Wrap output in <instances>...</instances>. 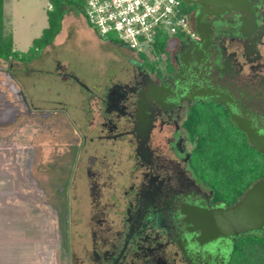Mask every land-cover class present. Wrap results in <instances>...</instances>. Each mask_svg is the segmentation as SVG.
<instances>
[{
    "label": "flooded vegetation",
    "instance_id": "flooded-vegetation-1",
    "mask_svg": "<svg viewBox=\"0 0 264 264\" xmlns=\"http://www.w3.org/2000/svg\"><path fill=\"white\" fill-rule=\"evenodd\" d=\"M186 6L191 35L170 44L171 66L162 72L150 71L133 52L111 43L122 59L90 86L48 55L53 46L31 64L0 61V129L32 120L42 125L41 165H61V174H53V191L61 197L64 169L74 177L67 190L74 202L75 178L86 177L88 215L82 226L75 208L59 197L69 230L62 245L65 264L229 263L231 251L225 249L231 243L198 246L182 213L187 207H226L212 204V193L191 170L193 144L183 123L192 106L214 103L229 118L237 114L258 134L264 131V0H246L240 13L216 14L212 6L200 13L198 5ZM38 78L52 79L56 88L61 81L66 96L37 94L29 83ZM76 97L80 118L67 108ZM59 116L72 129L65 143L55 140ZM22 149L31 152L24 155L31 176L37 146L14 152Z\"/></svg>",
    "mask_w": 264,
    "mask_h": 264
},
{
    "label": "rangeland",
    "instance_id": "rangeland-1",
    "mask_svg": "<svg viewBox=\"0 0 264 264\" xmlns=\"http://www.w3.org/2000/svg\"><path fill=\"white\" fill-rule=\"evenodd\" d=\"M48 8L47 0H4L5 29L13 34L14 50L26 52L30 48L33 39L40 37L42 30L47 27L46 13ZM73 18L75 19L63 23V38L58 46L48 51L50 52L48 55L60 62L68 70L67 72L72 73L74 71L81 81L83 80L87 86H90L97 82L98 78L106 71H109L108 68L112 63L119 62L122 56L112 52L108 46L110 43L98 37L90 29L86 23L84 13L81 17ZM180 36L184 37V35ZM117 45L124 47L118 42ZM108 50H110L109 53ZM147 52L148 49H145L142 53L146 60L156 59L157 55ZM42 55H44L43 51L31 63L36 62ZM159 64L160 67H163L166 62L161 59ZM31 69H38V67L33 66ZM162 69L153 71L162 72ZM35 80L37 81L34 82L33 80L29 84L36 90L37 94H43L47 91L52 95H57L59 92L60 97L66 96V88L61 87V81H59L60 87L56 88L58 85L52 83L54 81L50 78L42 79V81L39 78ZM79 102V98H71L67 107L70 112H73L72 114L76 113L77 118H80L79 113L81 112ZM81 103L86 105L85 102ZM59 118L62 122L57 127L59 132L55 140L65 143L72 139V129L67 117L59 116ZM27 124L28 126H26ZM41 126L38 121L32 120L21 122L20 125L16 124L6 129H0V230L3 229L0 234L1 238L11 236L14 238L7 245L5 244L7 239H3L4 244L0 246V257L4 258L3 264L66 263L62 245L66 247V237H68L67 232L69 230L67 231V226L63 222L64 213L60 210L61 205L59 206V197L61 196L55 193L58 185L53 176L54 173L61 174L62 171L59 172L61 165L55 163L56 166H46L45 169L41 165L39 144L44 141ZM30 145L37 146L31 165V176L27 175V168L24 166V155L31 153L29 149L15 150L16 152H14V148L20 146L23 148ZM20 153L23 155H20ZM43 172H45L44 175L46 174L47 180ZM41 177L44 178L43 182ZM61 177L62 182H58L59 186L64 188L61 198L67 201L68 207L70 205V207L75 208L73 215L78 218V225L82 226L88 215L89 198L88 194L84 195L87 190L86 177L78 175L75 178L77 179L78 189L76 190L79 191V201L77 202L71 200L70 192L67 191L69 184L74 179L71 170L64 169ZM79 178L81 179L78 180ZM44 182L46 186L47 184L50 186L47 188V192H45ZM75 228L76 231L79 230L78 226H75ZM23 240H25V243H23ZM18 241H22V243L20 244ZM232 246L233 244L230 249L229 247L225 249L227 253L232 251ZM25 251L31 254V261L21 256ZM12 254H15V260L8 261L12 259L10 257Z\"/></svg>",
    "mask_w": 264,
    "mask_h": 264
},
{
    "label": "trees",
    "instance_id": "trees-1",
    "mask_svg": "<svg viewBox=\"0 0 264 264\" xmlns=\"http://www.w3.org/2000/svg\"><path fill=\"white\" fill-rule=\"evenodd\" d=\"M47 2V27L40 37L33 39L26 52H19L14 50L11 32L5 29L4 0H0V61H35L60 34L66 16L81 17L84 13L83 0ZM183 11L188 14L186 4H183ZM177 37V40L182 39L180 35ZM105 40L117 44L112 37ZM169 44L166 37L157 39L153 52L156 59L146 60L142 54L136 56L147 69L163 68L164 71L171 66ZM161 59L166 62L163 67L159 64ZM183 127L193 144L189 161L191 170L212 193L213 205L232 206L250 186L264 179V156L249 145L245 134L231 122L222 107L214 103L192 106ZM228 264H264V236L249 233L238 237Z\"/></svg>",
    "mask_w": 264,
    "mask_h": 264
},
{
    "label": "built area",
    "instance_id": "built-area-1",
    "mask_svg": "<svg viewBox=\"0 0 264 264\" xmlns=\"http://www.w3.org/2000/svg\"><path fill=\"white\" fill-rule=\"evenodd\" d=\"M83 1L87 25L99 37H112L135 55L145 49L153 54L158 38L172 43L178 35H191L182 0Z\"/></svg>",
    "mask_w": 264,
    "mask_h": 264
},
{
    "label": "water",
    "instance_id": "water-1",
    "mask_svg": "<svg viewBox=\"0 0 264 264\" xmlns=\"http://www.w3.org/2000/svg\"><path fill=\"white\" fill-rule=\"evenodd\" d=\"M182 1L186 5H198L200 13L208 12L210 6L216 14L229 10L240 13L246 7V0ZM191 82L194 83L192 80ZM229 115L231 122L245 134L249 145L264 156V131L258 134L257 130L237 114ZM182 213L186 217L185 222L192 225L190 231L200 247L223 240L233 244L242 235L264 233V179L250 186L232 206L212 209L187 207Z\"/></svg>",
    "mask_w": 264,
    "mask_h": 264
},
{
    "label": "crops",
    "instance_id": "crops-1",
    "mask_svg": "<svg viewBox=\"0 0 264 264\" xmlns=\"http://www.w3.org/2000/svg\"><path fill=\"white\" fill-rule=\"evenodd\" d=\"M73 19H75V18H73V16H66L65 18H64V20H63V23H65L66 21H71V20H73ZM63 28V27H62ZM91 29V28H90ZM95 33V32H94ZM96 34V33H95ZM97 35V34H96ZM98 36V35H97ZM12 37H13V34H12ZM99 37V36H98ZM62 38H63V32H62V30H61V32H60V34L55 38V40H54V42H53V44L51 45V46H53V47H56V46H58L59 45V43L61 42V40H62ZM50 46V47H51ZM50 47H48L46 50H48ZM45 50V51H46ZM44 51V52H45ZM108 53L110 52L109 50L107 51ZM13 229H14V227H13ZM3 230V229H2ZM2 230H0V232L2 231ZM11 230V229H10ZM15 230V229H14ZM3 233V232H2ZM13 236H11V237H6V238H4V237H2L1 238V234H0V246L1 245H3L4 243H3V239H7V242H5V244L7 245L10 241H12V240H14V238H12ZM10 238V239H9ZM16 240V239H15ZM17 241V240H16ZM18 243H22V241H18ZM23 243H25V240H23ZM10 244V243H9ZM25 246V245H24ZM14 255L15 254H12V256H10L12 259L11 260H8V261H12L13 259L15 260V258H14ZM21 256L25 259V258H28V259H30V261H31V254L28 252V251H25V252H23L22 254H21ZM4 263V258H1L0 257V264H3Z\"/></svg>",
    "mask_w": 264,
    "mask_h": 264
}]
</instances>
